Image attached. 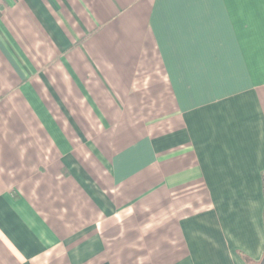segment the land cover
I'll use <instances>...</instances> for the list:
<instances>
[{"label":"crops","instance_id":"1","mask_svg":"<svg viewBox=\"0 0 264 264\" xmlns=\"http://www.w3.org/2000/svg\"><path fill=\"white\" fill-rule=\"evenodd\" d=\"M264 0H0V264H258Z\"/></svg>","mask_w":264,"mask_h":264},{"label":"water","instance_id":"2","mask_svg":"<svg viewBox=\"0 0 264 264\" xmlns=\"http://www.w3.org/2000/svg\"><path fill=\"white\" fill-rule=\"evenodd\" d=\"M258 264H264V256H263V258H262L261 262H260V263H258Z\"/></svg>","mask_w":264,"mask_h":264},{"label":"trees","instance_id":"3","mask_svg":"<svg viewBox=\"0 0 264 264\" xmlns=\"http://www.w3.org/2000/svg\"><path fill=\"white\" fill-rule=\"evenodd\" d=\"M263 187H264V181H263Z\"/></svg>","mask_w":264,"mask_h":264}]
</instances>
